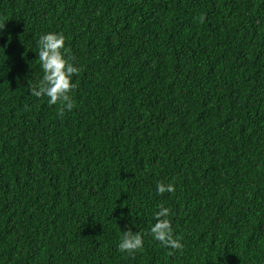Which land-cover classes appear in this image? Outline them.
I'll return each mask as SVG.
<instances>
[{"label":"trees","instance_id":"1","mask_svg":"<svg viewBox=\"0 0 264 264\" xmlns=\"http://www.w3.org/2000/svg\"><path fill=\"white\" fill-rule=\"evenodd\" d=\"M49 31L71 110L30 91ZM0 264H264V0H0Z\"/></svg>","mask_w":264,"mask_h":264},{"label":"clouds","instance_id":"2","mask_svg":"<svg viewBox=\"0 0 264 264\" xmlns=\"http://www.w3.org/2000/svg\"><path fill=\"white\" fill-rule=\"evenodd\" d=\"M36 43L43 77L36 87L30 88L31 93L36 97H47V103L50 105L60 101L64 108L71 110L73 103L69 93L75 87L72 76L78 72V68L67 59L68 49L65 47V37L58 32L49 31L40 35ZM155 191L157 194L172 193L174 187L171 183L157 182ZM168 216L169 209L160 206L159 210L153 213L155 222L150 225L149 232L162 246L173 250L181 249L183 245L179 237H173ZM142 245V233L128 229L121 236L118 248L121 251L133 252L140 249Z\"/></svg>","mask_w":264,"mask_h":264}]
</instances>
